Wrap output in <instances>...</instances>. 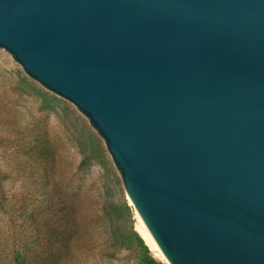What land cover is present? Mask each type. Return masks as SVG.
Segmentation results:
<instances>
[{"label":"water","instance_id":"obj_1","mask_svg":"<svg viewBox=\"0 0 264 264\" xmlns=\"http://www.w3.org/2000/svg\"><path fill=\"white\" fill-rule=\"evenodd\" d=\"M0 48L89 119L169 264H264V0H0Z\"/></svg>","mask_w":264,"mask_h":264},{"label":"rangeland","instance_id":"obj_2","mask_svg":"<svg viewBox=\"0 0 264 264\" xmlns=\"http://www.w3.org/2000/svg\"><path fill=\"white\" fill-rule=\"evenodd\" d=\"M38 138L46 139L54 150V179L78 206L85 236L81 243H94L93 249L80 244L73 252L83 264H134L130 251L124 250L116 258L100 253L109 240L105 211L111 203L128 204L134 230L141 234L139 215L127 197L104 140L74 104L49 92L25 72L11 53L0 48V203L6 208L15 206L13 217L20 228L30 224L26 213L33 212V193L40 187L35 181L38 164L22 155ZM100 146L107 159L93 154ZM110 179L114 191L106 193L105 184ZM14 231L11 216L0 206V264H13ZM151 251L159 261L169 264Z\"/></svg>","mask_w":264,"mask_h":264},{"label":"trees","instance_id":"obj_3","mask_svg":"<svg viewBox=\"0 0 264 264\" xmlns=\"http://www.w3.org/2000/svg\"><path fill=\"white\" fill-rule=\"evenodd\" d=\"M93 154L108 158L102 151V146L94 150ZM22 156L27 160L33 159L38 164L35 181L40 187L33 193V212L26 213L25 218L30 223L28 227L20 228L16 225V218L13 217L17 212L15 206L6 208L5 204L0 203L4 213L11 216V225L15 230L12 237L13 264H83L73 252L85 237L79 209L68 193H64L62 185L54 179V150L46 139L38 138L33 147ZM106 164L108 165L107 162ZM117 184L120 186L118 180ZM111 185L110 179L105 184L106 193L114 191ZM108 207L105 213L109 240L100 249V253L107 258H116L120 252L126 250L133 253L136 260L134 264H165L153 255L142 236L134 230L128 204L124 201L120 205L111 203ZM82 245L83 248H94V243L86 240Z\"/></svg>","mask_w":264,"mask_h":264},{"label":"bare ground","instance_id":"obj_4","mask_svg":"<svg viewBox=\"0 0 264 264\" xmlns=\"http://www.w3.org/2000/svg\"><path fill=\"white\" fill-rule=\"evenodd\" d=\"M139 222H140V228L139 229H140V233H141L140 235H142V237L146 241L147 245L150 246V248L154 252H156L159 257L166 259L161 248L159 247V245L157 244V242L153 238L152 234L150 233V231L148 230V228L146 227V225L144 224V222L140 216H139Z\"/></svg>","mask_w":264,"mask_h":264}]
</instances>
